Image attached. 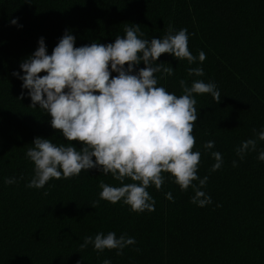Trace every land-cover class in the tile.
I'll return each instance as SVG.
<instances>
[{
    "label": "trees",
    "instance_id": "obj_1",
    "mask_svg": "<svg viewBox=\"0 0 264 264\" xmlns=\"http://www.w3.org/2000/svg\"><path fill=\"white\" fill-rule=\"evenodd\" d=\"M134 24L143 33L138 38L148 41L162 39L170 29L173 34L186 29L190 53L197 58L205 53L202 63L193 64L161 54L157 63L174 71L163 78L156 73L157 86L180 96L181 80L188 87L201 80L214 83L221 94L219 103L209 94H193L198 117L192 151L200 153L197 175L207 177L201 190L211 198L204 207L191 202L192 187L181 191L167 172L159 190L146 189L154 211L134 212L122 201L101 199V183L122 185L95 168L50 179L41 189L27 187L34 164L25 154L34 138L77 151L82 145L51 127L46 111L31 106L28 90L21 96L22 81L13 72L24 74L19 66L41 37L51 55L66 30L75 37L74 47L107 45ZM144 67L141 62L135 69ZM197 67L204 75L190 76L188 69ZM261 130L264 0H0V264H103L105 259L111 264H264ZM249 139L257 140L256 150L241 160L236 149ZM208 141H214L212 149L204 148ZM213 152L223 160L215 171ZM6 178L16 182L5 184ZM193 183L199 187V181ZM108 232L132 237L135 244L120 255L115 249L98 253L91 244L80 247L85 237Z\"/></svg>",
    "mask_w": 264,
    "mask_h": 264
},
{
    "label": "clouds",
    "instance_id": "obj_2",
    "mask_svg": "<svg viewBox=\"0 0 264 264\" xmlns=\"http://www.w3.org/2000/svg\"><path fill=\"white\" fill-rule=\"evenodd\" d=\"M10 23L18 22L13 19ZM124 32L114 43L74 47L75 37L66 30L51 55L41 37L35 52L19 66L24 74L13 72L22 81L21 96L28 90L31 106L46 111L51 127L67 141L82 145L77 151L71 145L56 146L47 138H34L25 154L34 164V176L27 187L41 189L50 179H68L95 168L105 175L110 173L122 185L101 183V199L122 201L134 212L154 211L155 201L146 189L154 185L159 190L164 183L162 173L167 172L181 191L192 187L195 195L191 202L204 207L211 198L201 190L207 177L197 175L200 153L192 151L193 125L198 117L193 94H209L217 103L221 94L214 83L196 80L188 87L181 80L183 95L177 96L157 86L155 74L161 73L162 78L173 75V67L157 63L161 54L193 64L197 59L202 63L205 53L201 51L198 58L190 53L186 29L175 34L170 29L162 39L151 41L138 38V34L143 35L139 25ZM141 62L145 67L136 70ZM41 72L46 75H38ZM188 74L203 76L204 72L197 67L189 68ZM257 140L264 141V130L257 134ZM257 140L243 141L236 149L237 156L242 160L246 152L256 150ZM213 147L214 141L204 145L205 149ZM212 156L215 171L223 160L219 152ZM257 158L264 161V151ZM126 178L133 182L124 184ZM194 181H199V187ZM15 182V178L5 179V184ZM166 198L173 199L171 193ZM89 244L98 253L115 249L120 255L125 247L135 244V239L125 235L117 238L114 232L98 233L94 238L85 237L80 247ZM103 264L111 261L105 259Z\"/></svg>",
    "mask_w": 264,
    "mask_h": 264
}]
</instances>
